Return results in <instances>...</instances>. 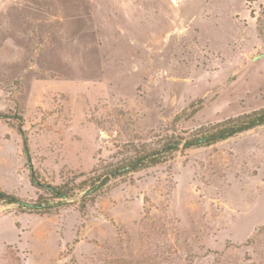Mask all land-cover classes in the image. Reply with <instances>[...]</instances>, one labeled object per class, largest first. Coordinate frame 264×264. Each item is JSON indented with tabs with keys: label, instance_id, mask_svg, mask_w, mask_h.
<instances>
[{
	"label": "rangeland",
	"instance_id": "rangeland-1",
	"mask_svg": "<svg viewBox=\"0 0 264 264\" xmlns=\"http://www.w3.org/2000/svg\"><path fill=\"white\" fill-rule=\"evenodd\" d=\"M263 107L264 0H0V264H264Z\"/></svg>",
	"mask_w": 264,
	"mask_h": 264
},
{
	"label": "trees",
	"instance_id": "trees-1",
	"mask_svg": "<svg viewBox=\"0 0 264 264\" xmlns=\"http://www.w3.org/2000/svg\"><path fill=\"white\" fill-rule=\"evenodd\" d=\"M0 117H7L5 113L0 111ZM264 124V107L260 108L258 110H255L251 113L243 114L235 118H230L228 120H225L209 129L201 130V133H199L197 136L187 140L185 143L186 147L191 146H201V145H210L212 143H215L217 141H221L224 139H227L229 137H232L238 133L244 132L246 130L255 128L256 126L263 125ZM178 143H169L164 147V150H172L173 148H176ZM24 151L27 155L28 160H30V154L28 147L25 143ZM156 153V152H155ZM154 153V154H155ZM153 154V153H152ZM152 154L149 155H143L142 157L137 158V160H128L126 162H123L121 166L116 167L115 169L109 170L106 175H99L91 180L90 184L92 186H99L100 183H103L104 181H108L110 177H117L118 175H121L122 173H126L130 170H137L138 168L147 167L151 164H156L160 162L159 159H156L154 157H151ZM105 176L106 180L103 179ZM101 182L99 185H95V183L99 180ZM31 182L35 185H42L39 177L37 175H34L32 171L31 175ZM52 190L53 197H59V198H67L72 196L71 192L74 189H70L68 186L64 187H50ZM95 188V187H94ZM94 192V189L89 188L85 195L90 194ZM23 203L20 198L13 194H9L5 191H0V203ZM22 205H20L21 207ZM31 206L39 209H46L48 205H43L42 202H37L34 204H31Z\"/></svg>",
	"mask_w": 264,
	"mask_h": 264
}]
</instances>
